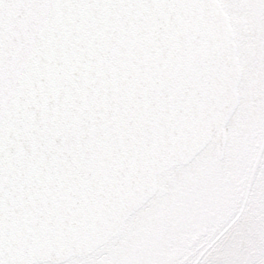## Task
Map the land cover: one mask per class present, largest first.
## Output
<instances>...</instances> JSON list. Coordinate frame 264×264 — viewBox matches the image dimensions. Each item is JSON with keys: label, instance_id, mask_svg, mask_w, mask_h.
<instances>
[{"label": "water", "instance_id": "1", "mask_svg": "<svg viewBox=\"0 0 264 264\" xmlns=\"http://www.w3.org/2000/svg\"><path fill=\"white\" fill-rule=\"evenodd\" d=\"M242 78L219 0H0V264L89 258L222 161Z\"/></svg>", "mask_w": 264, "mask_h": 264}, {"label": "rangeland", "instance_id": "2", "mask_svg": "<svg viewBox=\"0 0 264 264\" xmlns=\"http://www.w3.org/2000/svg\"><path fill=\"white\" fill-rule=\"evenodd\" d=\"M219 1L231 17L244 70L223 161L214 141L189 166L163 174L157 195L117 238L66 264L264 261V0ZM206 249L210 255L202 256Z\"/></svg>", "mask_w": 264, "mask_h": 264}, {"label": "bare ground", "instance_id": "3", "mask_svg": "<svg viewBox=\"0 0 264 264\" xmlns=\"http://www.w3.org/2000/svg\"><path fill=\"white\" fill-rule=\"evenodd\" d=\"M243 79H244V75H243V78H242V81H243ZM242 83V82H241ZM227 147H228V139H227V146H226V150H227ZM225 154H226V151H225ZM225 157V156H224ZM224 159V158H223ZM223 161V160H222ZM253 182V179H251V183ZM248 193L246 194H243V196L245 197V198H247L248 197ZM241 210H243V208L241 207ZM240 210V215H241V213H242V211ZM228 230V229H227ZM226 230V231H227ZM220 239V238H219ZM218 239V240H219ZM217 240V241H218ZM209 249V248H208ZM208 249H206V250H204L203 252H202V256H209L210 255V253H211V251H209ZM261 264H264V261L261 263Z\"/></svg>", "mask_w": 264, "mask_h": 264}]
</instances>
